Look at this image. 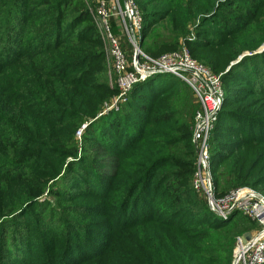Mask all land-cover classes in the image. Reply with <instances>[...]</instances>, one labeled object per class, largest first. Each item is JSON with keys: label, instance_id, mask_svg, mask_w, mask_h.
Listing matches in <instances>:
<instances>
[{"label": "trees", "instance_id": "1", "mask_svg": "<svg viewBox=\"0 0 264 264\" xmlns=\"http://www.w3.org/2000/svg\"><path fill=\"white\" fill-rule=\"evenodd\" d=\"M14 1L23 4V7H17V11L19 16L25 15V21L19 20L21 17H9L11 24L18 19L16 27L19 31L42 33L41 45L37 49L33 47L37 39L24 41V38L11 33H7L4 41L0 42L3 68L12 70L18 62L19 71L29 77L32 85L27 101L9 103L6 114H0V145L4 148L9 146L22 160L19 163L22 166L27 163L23 156L18 155L19 150L30 154L28 158H33L32 162L44 161L43 153L31 156L30 140H34L33 145L45 146L47 142L48 145L57 144L65 148L71 140V130L96 117L104 102L117 95L119 90L116 85L110 86L104 52L97 49L100 46L98 30L89 8L82 1L57 0L53 5L52 0H40L41 5L48 7L45 13L38 12L34 5L37 2L33 3V0ZM188 1L187 4L184 0H175L176 4H171L163 12L154 11L157 10L154 8L156 0H136L143 14L139 45L145 53L158 57L178 50L182 46L179 45V37L183 36L187 24L197 15L214 10L218 0ZM250 1L260 3L264 8L262 0ZM220 4L213 16H220L223 36H209L207 40L185 43L195 59L204 62L217 74L223 72L227 62L234 60L222 75L225 99L210 139L214 191L218 197L232 189L249 186L264 194L260 189L264 186V173L259 169L264 162V116L236 110L234 106L241 101L229 91L235 87L227 83L241 80L236 78L235 69L248 58H253L243 57L239 63L244 53L242 48H255V39L249 35V28L259 21L241 5ZM51 5L53 7L49 9ZM66 5L68 13L64 15L61 7ZM236 6V11L245 16L244 24L247 25L244 28L220 15L222 10ZM38 18L44 21L37 25L34 22ZM111 23L113 32L124 38L115 17H111ZM81 24L85 25L77 28ZM127 52L130 57L131 46ZM87 66L92 69H85ZM3 68L0 75L5 76ZM249 81L264 98V79L259 80L253 75ZM246 92L252 94L251 91ZM197 109L198 103L191 87L173 74L158 73L137 83L120 108L112 109L97 120L99 141L104 150L115 158L114 171L109 173L107 185L97 190V197L107 205L104 211H98L100 207H97V216H116L118 222L122 221L114 227L117 231L105 233L107 245L103 250L77 253L76 260L69 259V253H57L61 248L58 243L54 253H39L36 259L26 261L18 258L16 262L232 264L237 236L256 228L257 224L238 210L224 220L194 189L192 180L197 154L193 125ZM260 109L263 112L264 99ZM239 116L243 117L242 121L236 120ZM230 121L241 125L246 133L244 141L215 147L216 135L221 134L227 126L225 122ZM22 144L27 146L22 148ZM252 149L256 155L250 159ZM49 157L57 159L54 155ZM25 178L19 177L15 184L20 186ZM81 210L83 212L78 214L96 215L84 213L88 208L82 207ZM237 217L243 218L234 220ZM117 246L126 253H114L112 248ZM1 256L0 264H6Z\"/></svg>", "mask_w": 264, "mask_h": 264}, {"label": "rangeland", "instance_id": "2", "mask_svg": "<svg viewBox=\"0 0 264 264\" xmlns=\"http://www.w3.org/2000/svg\"><path fill=\"white\" fill-rule=\"evenodd\" d=\"M34 1L37 2L34 5L38 12L45 13V9L48 7L41 5L40 0H33V3ZM52 1L55 5L57 0ZM81 1L89 8L93 24L98 30L100 46L97 49L104 52L105 66L108 70L110 83L112 59L109 43L102 33L101 20L97 14L98 0ZM184 1L187 4L189 2L188 0ZM226 2L234 6L241 5L242 8L250 12V15L257 16L255 19L259 21L258 23L254 22L255 25L251 29L249 28V35L253 36L252 40L255 39L253 43L255 48H242L244 53L241 52L243 57L253 56V58H248L235 69V74L238 75L236 78H241V80L234 79L227 82L230 86L235 87V89L229 90L230 93H234L238 97V101H241L234 108L240 112L258 113V116H264V110L261 112L260 109L264 98L258 94L256 88L251 86L249 81L253 75H256L259 80L264 79V8L263 6L260 7V3L253 4L250 0H218L214 10L197 15L187 24L185 31L182 32L183 36L179 37V45L199 39L207 40L209 36L212 38L223 36L220 25L221 18L213 15L221 5L220 3ZM263 2L264 0H262ZM155 4L154 8L157 10L154 11L165 12L171 4L174 5L176 2L175 0H156ZM72 6L74 7V2ZM237 6L226 11L222 10L220 15L229 19L230 23L236 21L239 26L244 28L247 25L244 24L245 16L236 11ZM17 7H23V4L16 3L14 0H0V42L4 41L7 33H11V35H19L21 39L24 38V41L31 38L33 42L37 39L33 47L39 48L42 33L32 32L31 34L29 30L19 31L16 27L18 19L14 24H11V20L8 19L9 17H21L19 20L25 21V15L19 16ZM65 8L67 5L61 7L64 15L68 13ZM207 18L208 20H206ZM41 19L38 18L34 23L38 25L44 21ZM83 25L85 24H81L77 28ZM26 28L28 29L29 26ZM241 36L243 37V35ZM124 38L122 40L125 48L130 50V46ZM13 55L16 56V53ZM242 58L239 63L243 60ZM233 61L225 64L222 73L230 68ZM12 67H14L12 70L10 68L4 69L0 62V69L3 68L6 71L5 76L0 75V114L2 115L6 114L9 103L27 101L29 93L32 91L29 77L19 71V63H15ZM85 69L92 68L87 66ZM246 91H251L252 94L248 95ZM113 97L104 102L101 115L111 111L105 110L106 103H110ZM100 113L89 121L82 122L75 130H71V140L65 148L57 144L48 145L47 142L44 144L45 146L39 143L33 145L34 140H30L28 145L29 148L33 149L31 156H40L43 153L44 157L41 156L44 159L43 162H32L33 158H28L30 154L19 150L18 155L23 156L27 163L21 166L19 163L22 160L13 154V150L9 146L4 148L0 145V183H3L0 184V256L2 255L1 257L4 258L3 261L8 264H19L16 262L18 258H23L26 261L36 259V255L39 253L44 255L45 253H54L53 249L58 243L61 248L57 253H69V259L76 260L77 253H97L98 249L103 250L107 245L106 240H104L105 233L117 231L114 227L122 221L119 220L118 222L116 216L112 215L109 218L97 216V207H100L98 211H104L107 208L105 202L97 197V190L107 185L109 173L114 171L112 165L115 159L104 150L97 136V120L101 116ZM236 120L242 121L243 117L239 116ZM225 123L227 126L224 127L223 132L216 135L215 147L244 141L246 133L241 129L240 124L232 121ZM82 127H84V131L79 137L78 130ZM23 145L22 148L27 146ZM2 153L9 155L8 158L4 157ZM49 155H54L57 159H52ZM255 155V151L252 149L249 158L251 159ZM259 169L264 173V162ZM22 176H26L27 179L25 178L26 180L20 186L15 184L19 182V177ZM260 189L264 191V186H260ZM82 207L91 211L84 213H96V215L78 214L83 212ZM242 218L237 217L234 220ZM108 228L112 230H108ZM97 235L101 237H97ZM112 251L114 253H126L119 246L112 248ZM44 259L45 257H43V261Z\"/></svg>", "mask_w": 264, "mask_h": 264}, {"label": "built area", "instance_id": "3", "mask_svg": "<svg viewBox=\"0 0 264 264\" xmlns=\"http://www.w3.org/2000/svg\"><path fill=\"white\" fill-rule=\"evenodd\" d=\"M97 14L110 47V86L116 85L119 90L111 102L106 103L105 111L118 109L137 83L155 74L170 73L186 82L198 103L193 125L197 159L192 185L206 198L209 208L216 215L226 219L238 210L257 224L256 228L237 236L232 264H264V194L249 186L232 189L218 197L214 191L210 139L225 99L223 73L217 74L195 59L185 44L158 57L145 53L139 47L143 14L136 0H98ZM111 17L118 21L132 48L130 57L122 37L113 32ZM83 131L84 127L78 130L79 137Z\"/></svg>", "mask_w": 264, "mask_h": 264}, {"label": "water", "instance_id": "4", "mask_svg": "<svg viewBox=\"0 0 264 264\" xmlns=\"http://www.w3.org/2000/svg\"><path fill=\"white\" fill-rule=\"evenodd\" d=\"M140 47V46H139ZM139 54H137V58H138ZM244 55H241L239 59H241Z\"/></svg>", "mask_w": 264, "mask_h": 264}]
</instances>
